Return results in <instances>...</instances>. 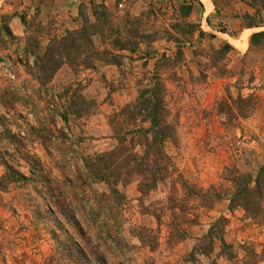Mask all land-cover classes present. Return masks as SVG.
<instances>
[{
    "label": "rangeland",
    "instance_id": "rangeland-1",
    "mask_svg": "<svg viewBox=\"0 0 264 264\" xmlns=\"http://www.w3.org/2000/svg\"><path fill=\"white\" fill-rule=\"evenodd\" d=\"M81 1L78 7L69 9L64 0H0V94L10 92L18 97L0 103V120L20 137H28L31 127H39V120L55 118L52 126L47 120L45 127L59 137L58 146L48 150L39 141H25L20 147L21 155L8 140L0 143V157L8 147L7 161H12L14 155V163L21 165L27 177H32L31 165L36 180L48 181L38 187L25 182L0 190V264H49L48 257L57 247L54 233L62 238L63 228L67 227L69 233L80 237L72 216L61 214L63 204L57 199L59 193L63 191L62 197L71 202L74 198L71 185L77 183V169L84 171L82 157L110 151L116 146L110 118L136 100L141 85L148 83L157 59L176 52L177 46L164 38V31L175 22L174 9L186 1L194 3L188 21L196 24L197 33L183 46L185 60L174 68L171 74L175 76H169L167 82L169 105L180 124L176 138L165 144L167 152L184 178L206 189L222 185L226 169L256 176L264 165V40L259 45H250L251 35L264 31V27L247 26L251 22L247 15L256 13L252 6L255 0H120L119 6L117 0H95L106 3L121 16L129 12L142 17L152 5L154 14L143 16L148 25L145 30L160 31L161 38L152 44H142L134 54L125 52L120 67L100 62L97 70L82 71L77 76L63 67L54 81L43 87L37 79L34 55L43 56L52 38L64 37L68 31L82 26L81 5L86 4L90 9L91 0ZM199 31L207 36L200 39ZM248 32V47L237 48L245 42L242 36ZM235 40L240 42L234 43ZM94 41L97 49L102 50V38L96 36ZM227 44L231 46L227 59L221 63L213 60L212 49ZM78 81L86 88L85 96L96 103L95 113L80 120L69 116L66 125L58 113L49 109L59 103L63 105L65 91L76 89ZM240 95L253 97V114L249 118L236 115L239 104L236 100ZM26 155H31V163ZM4 173L5 168L0 166V178ZM91 187V190L84 188V195L79 191L75 194L73 206L79 207L86 198L94 200L97 192L106 189L103 185ZM126 192L127 203L121 212L124 227L116 239L131 248L130 264H264V222L248 218L242 209L230 212L226 201L213 209H204L190 200L186 214L197 216L198 222L186 227L185 241L174 243L169 241L167 227L173 216L170 212L164 215L161 209L168 191L152 193L143 202L139 200L136 182ZM71 205L72 202L68 204L70 210ZM160 209L164 216L159 225L152 212L160 214ZM180 213L178 210L177 214ZM75 215L82 222L81 212ZM111 216L107 223L113 226L112 213ZM220 216L228 219L223 238L232 247L235 258L229 261L218 243L210 256L189 259L194 246ZM104 226L101 229L108 228ZM137 227L156 232L150 234ZM84 229L87 230L86 226ZM100 232L90 231L92 237L86 236L81 242L99 248L109 255L108 264H113V251L118 254L117 241L97 234ZM107 243L109 249L105 248ZM123 259L125 255L118 256L119 262Z\"/></svg>",
    "mask_w": 264,
    "mask_h": 264
},
{
    "label": "trees",
    "instance_id": "trees-1",
    "mask_svg": "<svg viewBox=\"0 0 264 264\" xmlns=\"http://www.w3.org/2000/svg\"><path fill=\"white\" fill-rule=\"evenodd\" d=\"M255 1L252 6L256 13L247 15L251 19V22L247 24L248 28L264 27V0ZM119 4L120 0H117V6ZM193 4L192 1H186L175 8L174 13L177 18L175 17V22L164 31V38L177 46L174 55L159 57L148 83L139 88L136 100L123 106L111 116L110 125L114 139L117 141L116 146L110 151L82 157L84 171L77 169L79 172L75 177L77 183L71 185L74 192L71 210L68 206L71 202L66 197H62L65 196L63 191L59 193L57 199H60L59 201L63 204L61 214H67L66 217L72 216L80 237L69 233L67 227L63 228L65 236L62 238L54 233L57 247L48 257L49 264H108L109 255L106 256L99 248H90L87 243L81 242L86 236L92 237V233H89L92 230L101 231L97 234L108 238L113 237V240L117 241L114 246L117 247L118 254L113 251L115 260L113 264H116V261L119 262L118 256L121 255H125L126 259L117 264H130L131 257L128 251L131 248L119 242L116 236L124 227V220L121 222V212L127 203L126 189L134 182L138 185L141 202L149 198L152 193L160 190L168 191L161 209L164 215L170 212L173 216V219L167 223V227L169 241L172 240L174 243L185 241L188 238L186 227L196 225L198 222L197 216L191 217L189 213L186 214L187 210H190L188 207L190 200H193L196 207L204 209H213L218 203L226 201L230 212L242 209L248 218L264 222L262 221L264 219V165L260 167L256 176L239 172L237 169H226L223 175L224 183L218 187L212 185L206 189L189 182L182 176L165 146L168 141L176 138L180 125L169 105L167 82L169 76H175L171 74L174 68L185 60L183 46L190 43V38L192 39L197 33L196 24L188 21L194 11ZM256 6H259V9H256ZM149 7L147 12L141 14L142 17H135L129 12L121 16L104 2L97 3L91 0L90 9L86 4H82L80 8L82 26L68 31L64 37L52 38L43 56L34 55V68L41 86L46 87L52 83L63 67H68L75 76L82 71L97 70V63L100 62L120 67L126 58L125 52L134 54L142 44H152L159 40L160 31L145 30L148 25L145 20L143 21V16L151 17L154 14L152 5ZM198 34L200 39L207 36L204 31H199ZM96 36L102 38V50L96 47L94 41ZM262 40H264V31L256 32L250 37V45H259ZM230 50L231 46L228 44L221 49H212V59L221 63L227 59ZM85 89L78 81L76 89L69 88L65 91L64 95L67 97L63 105L59 103L56 108L49 111L58 113L66 125H68L69 116L75 120L91 117L95 113L96 103L85 96ZM11 98L17 100L18 97L10 92L1 93L0 103L11 101ZM236 101L239 103L236 107V115L249 118L250 114H253V97L240 95ZM47 120L51 126L56 121L55 118L51 120L47 117L39 120V127H31L28 137H20V134L13 132L4 121L0 120V143L8 140L15 146L13 150L19 155L22 154L20 147L25 141L31 143L39 141L45 150L53 145L58 146L59 137L45 127L48 126V123L45 124ZM7 153L8 147L5 148V153L2 151L3 158L0 157V166L5 168V173L0 178L1 191H6L13 184L18 183H34L33 185L38 187L48 182L44 179L36 180V172L31 165H29V172L32 177H27L22 172L21 165L14 163V155L11 156L12 161L5 159ZM26 158L31 160V155H26ZM63 161L66 162L64 159ZM29 162L31 163L32 160ZM91 185H103L106 189L97 192L94 200L86 198L81 205L79 203V207L73 206L74 200L77 199L75 194L79 191L84 195V188L91 190ZM161 209L160 214L152 212L159 225L164 216ZM178 210L181 211L180 215L177 214ZM77 212H81L84 217L83 224L76 218ZM111 213L114 219L113 226L107 223V219L112 217ZM99 222H103L108 228L101 229L105 226L100 227ZM227 223L226 217L217 218L210 225L207 234L194 246L189 259L195 261L197 256H210L215 246L220 243L228 260L232 261L235 258L232 247L227 245L223 238ZM116 228L119 229L116 230ZM137 230L150 234L156 232L143 227H137ZM141 240L145 242L144 237H141ZM107 246L108 243L105 248L109 249L110 247ZM149 246L154 251L152 244Z\"/></svg>",
    "mask_w": 264,
    "mask_h": 264
},
{
    "label": "crops",
    "instance_id": "crops-1",
    "mask_svg": "<svg viewBox=\"0 0 264 264\" xmlns=\"http://www.w3.org/2000/svg\"><path fill=\"white\" fill-rule=\"evenodd\" d=\"M39 1H42V0H39ZM48 2H50V1H48ZM81 2H82L81 0L80 1L79 0H73V1L64 0V4H68L69 9L73 8L74 6H77L78 7ZM46 5H48V4H46ZM43 7H42V9H43ZM210 9H212V7ZM14 22H16V20ZM242 37L245 39V42H241L240 43L241 44L240 46H238V45H236V46H238L237 48H239L241 50H245L248 47L249 32L246 33V34H244ZM238 42H240V41H238V40H235L234 41V43H238Z\"/></svg>",
    "mask_w": 264,
    "mask_h": 264
}]
</instances>
